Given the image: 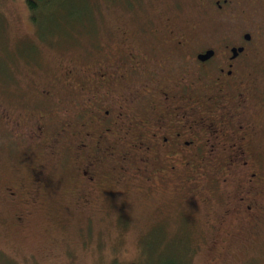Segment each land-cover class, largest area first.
Listing matches in <instances>:
<instances>
[{"label": "flooded vegetation", "instance_id": "flooded-vegetation-1", "mask_svg": "<svg viewBox=\"0 0 264 264\" xmlns=\"http://www.w3.org/2000/svg\"><path fill=\"white\" fill-rule=\"evenodd\" d=\"M231 2L211 0L204 6L219 13ZM149 5L155 9L153 0ZM161 5L143 14L136 0H126L119 24L102 42L55 69L42 71L33 61L30 92L19 95L13 110L0 102L4 135L23 143L19 165L31 161L35 174L3 187L17 225L26 216L24 204L51 193L49 171L69 184L68 203L87 224L95 206L109 205L113 194L143 191L152 197L174 185L190 202L199 200L205 216L214 211L220 223L235 221L259 231L262 97L248 65L259 51L248 50V32L235 44L197 49L196 24L178 5ZM53 48L55 54L71 50ZM207 50L213 54L199 59ZM205 224L214 227L212 219Z\"/></svg>", "mask_w": 264, "mask_h": 264}, {"label": "rangeland", "instance_id": "rangeland-1", "mask_svg": "<svg viewBox=\"0 0 264 264\" xmlns=\"http://www.w3.org/2000/svg\"><path fill=\"white\" fill-rule=\"evenodd\" d=\"M163 1L172 2L176 9L178 5L190 23L196 24L197 49L235 44L242 33H250L248 50L255 46L259 51L248 65L262 97L257 116L263 131L257 139L264 154V0H232L219 13L204 6L211 0H153L155 9L149 0H136V6L144 14L161 9ZM35 2L31 9L28 0H0V102L9 110L21 101L19 95L31 90L33 61L45 71L55 69L76 52L85 53L116 29L126 10V0H64L49 12L50 18L41 15L40 4ZM64 25L74 35L65 31ZM53 47L75 52H70L71 56L55 54ZM29 55L33 59H27ZM22 144L16 137L9 141L0 125V264H264V217L257 223L258 232L235 221L220 223L214 211L205 216L199 200L190 202L174 185L152 197L143 191L113 194L107 205L110 208L106 203L96 205L87 224L86 216L68 203L72 195L64 192L69 184H61L62 177L48 171L53 175L51 193L36 203L24 204L26 216L17 225L13 220L16 209L13 202L8 204L3 187L34 178L31 161L19 165ZM62 167L56 163L57 172L65 175L59 172ZM205 219H212L214 227H207ZM226 231L231 236L227 237Z\"/></svg>", "mask_w": 264, "mask_h": 264}, {"label": "trees", "instance_id": "trees-1", "mask_svg": "<svg viewBox=\"0 0 264 264\" xmlns=\"http://www.w3.org/2000/svg\"><path fill=\"white\" fill-rule=\"evenodd\" d=\"M35 1H38L39 2V9H40V13H41V15H44V16H49L50 14H49V12H51L52 10H54V7H55V9H56V7L58 6V5H63L65 2H64V0H28V6L32 9V8H34L35 9V4H36V2ZM71 8V7H70ZM70 8H68V9H70ZM73 8H75L74 7V5H73V7H72V9ZM55 12V11H54ZM74 12V11H73ZM53 13V12H52ZM51 13V14H52ZM76 15H78L79 17H80V15L81 14H79V13H77V12H74ZM40 15V16H41ZM52 16L53 15H51V17L50 18H52ZM34 18H35V16H34ZM37 19H39V16H38V18ZM43 19H44V17H40V22H43L44 23V21H43ZM44 24H46V23H44ZM63 28H64V30L65 31H67V32H70V34L71 35H74V33H72V31L71 30H69L68 28H67V26L66 25H64L63 26ZM69 35V34H68ZM34 46L35 45H33V47L31 48V51H32V53H34V51H35V48H34ZM69 50V49H68ZM69 52H75L74 50H69V51H65V52H61V53H63V54H68L69 56H71L70 55V53ZM78 53H81L80 51L78 52ZM58 54V53H57ZM35 57H36V55H35ZM70 59H71V57H69ZM67 60H68V58H67ZM107 207H109V206H107ZM110 208V207H109ZM189 262V261H188ZM187 262V263H188ZM130 264H133V263H130ZM147 264H149V263H147ZM167 264H173V263H171L170 261L167 263ZM177 264V263H176Z\"/></svg>", "mask_w": 264, "mask_h": 264}, {"label": "water", "instance_id": "water-1", "mask_svg": "<svg viewBox=\"0 0 264 264\" xmlns=\"http://www.w3.org/2000/svg\"><path fill=\"white\" fill-rule=\"evenodd\" d=\"M240 50V49H239ZM233 52H236V49H233ZM213 54L212 50H207L205 53L199 54L198 58L199 59H207Z\"/></svg>", "mask_w": 264, "mask_h": 264}]
</instances>
